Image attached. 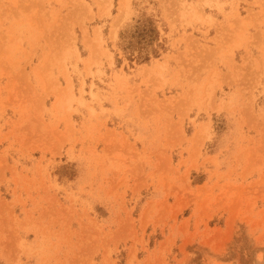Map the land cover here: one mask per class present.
Returning a JSON list of instances; mask_svg holds the SVG:
<instances>
[{
	"label": "rangeland",
	"instance_id": "1",
	"mask_svg": "<svg viewBox=\"0 0 264 264\" xmlns=\"http://www.w3.org/2000/svg\"><path fill=\"white\" fill-rule=\"evenodd\" d=\"M0 264H264V0H0Z\"/></svg>",
	"mask_w": 264,
	"mask_h": 264
},
{
	"label": "bare ground",
	"instance_id": "2",
	"mask_svg": "<svg viewBox=\"0 0 264 264\" xmlns=\"http://www.w3.org/2000/svg\"><path fill=\"white\" fill-rule=\"evenodd\" d=\"M115 21V20H114Z\"/></svg>",
	"mask_w": 264,
	"mask_h": 264
}]
</instances>
